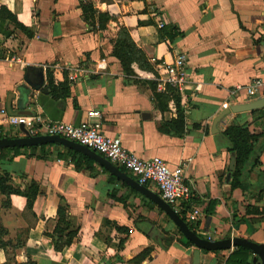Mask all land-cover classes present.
I'll use <instances>...</instances> for the list:
<instances>
[{"label":"crops","instance_id":"crops-1","mask_svg":"<svg viewBox=\"0 0 264 264\" xmlns=\"http://www.w3.org/2000/svg\"><path fill=\"white\" fill-rule=\"evenodd\" d=\"M161 22L183 36L161 40ZM119 29L151 71L133 61L134 74L125 72L115 54ZM183 53L188 81L176 94L186 132L163 133L176 104L159 110L150 83L164 94L159 66ZM71 69L85 72L71 81ZM256 79L264 81V0H0V135L22 136L6 122L21 115L22 96L24 111L49 121L79 126L100 112L102 132L126 150L183 168L203 239L264 245V194L232 190V154L220 138L230 126L264 127V108L258 120L230 113L213 129L224 110L255 101L245 87ZM44 146L0 150V264H194L196 248L154 203L95 162L77 169L72 150ZM263 171L264 153L252 186ZM231 250H201L198 264H226Z\"/></svg>","mask_w":264,"mask_h":264},{"label":"built area","instance_id":"built-area-1","mask_svg":"<svg viewBox=\"0 0 264 264\" xmlns=\"http://www.w3.org/2000/svg\"><path fill=\"white\" fill-rule=\"evenodd\" d=\"M164 23H159V28H164ZM12 60H15L14 58ZM188 55H178L170 63H162L159 66L161 77L156 78L157 89L166 91L173 89L181 93L188 79L186 67ZM71 81H76L78 71L83 69H71ZM246 95L251 100L263 97L264 81L253 80L245 87ZM94 122L75 126L64 122L49 121L41 114L32 116L10 115L7 116L8 125L21 129V137L60 136L70 141L83 145L102 155L119 169L125 170L140 185L147 187L162 197L171 207L178 211L179 207L194 197L193 184L188 181L182 167H171L161 159L145 160L126 150L119 138H111L102 132V118L100 112H93ZM202 216L201 207L193 205L187 214V224L193 226L196 231L198 222ZM232 251V250H231Z\"/></svg>","mask_w":264,"mask_h":264},{"label":"trees","instance_id":"trees-1","mask_svg":"<svg viewBox=\"0 0 264 264\" xmlns=\"http://www.w3.org/2000/svg\"><path fill=\"white\" fill-rule=\"evenodd\" d=\"M146 1V0H144ZM86 12V10H85ZM24 28L23 26H20ZM168 29H160L161 40L169 42L170 44L175 40V38L183 36L182 33L177 31L176 28L170 27ZM118 46H121L128 57V64L130 65L133 61H136L139 68L143 70H150L145 61V56L142 54V50L138 49L135 45L130 42L129 35L125 30H121L119 33ZM116 57L121 61L123 67H125L123 57L118 54L117 48L115 49ZM151 71V70H150ZM154 92V99L157 101V108L164 112L167 110L168 103L173 101L176 104L177 116L170 123H163L160 130L163 133H170L175 131L178 134H184L186 132V123H185V113L183 108L180 105V99L178 98L176 92L167 88L164 94L156 93V86L153 83H150ZM54 94V92H53ZM58 97V95L55 94ZM259 112L254 111L252 114L255 116V120L260 119L258 117ZM257 115V116H256ZM7 136L0 135V138H5ZM224 142L227 150L235 158V169L233 171V181L231 184L232 190L240 189L243 192H254L258 197H262L264 194V171L261 172L258 183L255 186H252L250 183V175L253 169L260 166V157L264 153V127L259 129L250 130L249 127L241 126H230L228 127L220 137ZM46 146L34 147L28 150H44ZM5 151V150H1ZM6 151L19 152L20 149H8ZM74 156H79V160L75 163L77 169H81L82 164H87L90 168L94 161L88 157L81 155L77 152H73ZM40 159V157H39ZM75 158L73 159V161ZM123 170V169H122ZM126 172L125 170H123ZM112 181H118L117 178L110 175ZM1 183L5 182V179L0 180ZM3 192L8 195L12 193H19V191L13 190H3ZM193 205H197V200L195 195L192 199L187 202H184L178 209L179 216L187 223V214L191 210ZM259 214V211H255L254 214ZM252 214V213H251ZM190 229L193 230L197 235V231L193 226H190ZM188 245L192 246V243L188 241ZM253 253L243 247L235 248L234 251L228 256L226 264H255L252 260Z\"/></svg>","mask_w":264,"mask_h":264},{"label":"water","instance_id":"water-1","mask_svg":"<svg viewBox=\"0 0 264 264\" xmlns=\"http://www.w3.org/2000/svg\"><path fill=\"white\" fill-rule=\"evenodd\" d=\"M39 73L41 72L38 69ZM41 81V82H40ZM37 85H34L36 90L41 89L43 80L41 79ZM27 94V91H24ZM25 96H22L18 101V108L22 116H31L30 112L24 111ZM264 108V98L257 99L253 102L244 105H235L224 110L214 121L213 129H217L220 121L230 113L239 114L245 112H254ZM44 145H61L66 149L84 155L98 164L101 168L107 171L110 175L117 178L120 182L127 185L129 188L139 193L146 199L154 203L161 211H163L169 219L176 225L181 235L196 248L193 255L194 264H198L200 251H223L231 250L238 247H243L250 250L255 255L254 263L264 264V245L256 244L251 241L240 238H231L219 241H210L201 238L189 225L179 216L178 212L171 207L161 196L149 190L147 187L140 185L134 178L129 176L126 172L113 165L102 155L95 151L80 145L76 142L70 141L60 136H39V137H19V138H0V150L5 149H23L31 147H39ZM235 169V158L232 155L230 163V175Z\"/></svg>","mask_w":264,"mask_h":264},{"label":"rangeland","instance_id":"rangeland-1","mask_svg":"<svg viewBox=\"0 0 264 264\" xmlns=\"http://www.w3.org/2000/svg\"><path fill=\"white\" fill-rule=\"evenodd\" d=\"M120 31L121 30L119 29L118 33H120ZM116 48L118 50V54L123 57L124 64H125V67H123V68H124L125 72L128 74H134L132 68L128 64V57H127L126 53L124 52L123 48L121 46H118V45H116Z\"/></svg>","mask_w":264,"mask_h":264}]
</instances>
